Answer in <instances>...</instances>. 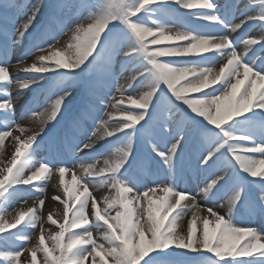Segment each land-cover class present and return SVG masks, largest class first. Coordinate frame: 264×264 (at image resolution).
Instances as JSON below:
<instances>
[{"label": "snow or ice", "instance_id": "1", "mask_svg": "<svg viewBox=\"0 0 264 264\" xmlns=\"http://www.w3.org/2000/svg\"><path fill=\"white\" fill-rule=\"evenodd\" d=\"M241 207L264 218V0H0V264H264Z\"/></svg>", "mask_w": 264, "mask_h": 264}, {"label": "rangeland", "instance_id": "2", "mask_svg": "<svg viewBox=\"0 0 264 264\" xmlns=\"http://www.w3.org/2000/svg\"><path fill=\"white\" fill-rule=\"evenodd\" d=\"M19 2L21 4H24V5H27V6H31L33 4L38 3L39 1L38 0H19ZM217 2L218 3H223V0H217ZM235 2L238 3V4H240V6L242 7L243 4L248 3V0H235ZM237 15H239V13H237ZM20 19H21V21H23L24 17H21ZM260 34H261V30L258 27H255V26L253 28H251V29L248 30V35H251V36H259ZM66 39H67V37H63L62 36L61 37V40H60V43L63 44ZM26 42L27 41H25V44H26ZM238 50L243 51V45L242 44L239 46V49ZM21 51H22V49L19 48V47L16 49V52L12 56V62L13 63H15V61H16L17 57L20 55V52ZM33 60H34V56H31V57L28 58V61L27 62L28 63H31ZM117 66H118V64L116 65V71H117V73H120V71H121L120 65H119V67H117ZM216 67L218 68L219 67V64H217ZM10 72H12L13 76H15L17 74L14 68H10ZM20 75H23V73H20ZM129 75H130L129 72H124L123 75L120 77L119 83L120 84H125L126 83V80H127V78H128ZM15 93H16V89H15V86H13V88H12V94H13V96H15ZM41 94L42 93H40L39 96ZM32 95L33 94L31 92L28 93V96L29 97H31ZM43 97H44V95H43ZM37 98L41 102H43V100H41L39 97H37ZM108 111H112V109H108ZM89 123H91V122H89ZM43 155H44V152L42 150L41 153L38 154L37 159H40ZM57 184H58V177L54 176L52 178V180L49 182V184H48V186H47V188L45 190V196H44V198H45V205H44V208H43V212H44V214L46 216L49 211H52L54 213V218H57V219H61L62 220V215L61 216H57L56 215V212L59 211V212L62 213L63 206L58 201H53L51 199V196L54 193L63 196L62 190H58V189L55 188V185H57ZM180 187L183 188L184 187V184H181ZM106 192H107L106 189H95L93 191V194L96 195L98 198H100L102 196V194H106ZM197 199H198V201L200 203H204L203 199H201L200 197H198ZM34 201H36L38 203V199L36 197H32V198L28 199L27 204L23 205V207L26 208L28 206H32L33 203H34ZM220 203L223 204L224 207L223 208H217L216 210L217 211H220L222 214H224L226 212V209H227V203H226V201H220ZM19 207H21V205L19 203H17L14 206V209L19 208ZM14 209H13V213H14ZM243 211H244V216H245L244 219L243 220H238L237 219L240 224L247 225L249 222H251L254 226H256L258 228L261 225H264V218L253 217V218H251V221H250L246 210H243ZM190 217H191V213H188V215L183 218V221L181 223V230H183V231L186 232L187 223H188V220H189ZM8 219H11V216H9ZM46 227H47V225H46ZM38 231L39 230L37 229L36 230V233L33 236V240L31 242H29V246L31 244L35 243L36 235H38ZM94 234H95V231H94Z\"/></svg>", "mask_w": 264, "mask_h": 264}]
</instances>
